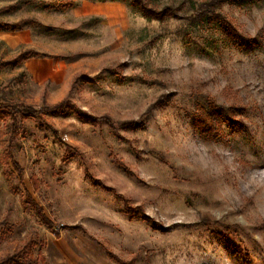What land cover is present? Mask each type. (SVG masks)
Listing matches in <instances>:
<instances>
[{"label": "rangeland", "instance_id": "obj_1", "mask_svg": "<svg viewBox=\"0 0 264 264\" xmlns=\"http://www.w3.org/2000/svg\"><path fill=\"white\" fill-rule=\"evenodd\" d=\"M209 1L139 0L155 17L131 0H0L19 23L0 61L35 53L0 70V102L65 103L18 117L20 176L0 122V260L264 264V0L215 9L236 45L194 19ZM210 103L227 113L211 136Z\"/></svg>", "mask_w": 264, "mask_h": 264}, {"label": "trees", "instance_id": "obj_2", "mask_svg": "<svg viewBox=\"0 0 264 264\" xmlns=\"http://www.w3.org/2000/svg\"><path fill=\"white\" fill-rule=\"evenodd\" d=\"M46 3L47 9H53L56 11H64L67 9H72L76 7L78 0H40ZM95 1H105V0H95ZM134 5H136L139 9V12L143 16H160L164 15L165 13L157 12L152 8H149L146 5H143L139 2V0H131ZM223 3V0H211L206 3H202L198 6L197 9L193 10L194 19L198 22H204L212 25L215 24L218 26L221 34L228 40V42L236 45L237 42L244 44V39L237 34L235 29L232 27L230 22L223 17L221 14L216 13L215 9ZM164 11H170L166 9ZM19 26V23L16 24H6L0 22V31H15ZM35 55L34 52L31 50H25L24 52L20 53L16 58L11 61H0V70L16 65L28 57ZM65 103L58 104L56 106H44L40 112L35 111L33 107L25 106L23 104H15V103H2L0 102V122L9 121V138L7 139V147L4 150V156L11 162L12 168L14 171L20 176L21 169L19 168L17 162L14 161L11 148L14 139L18 135L19 132V118L21 116L25 117L30 114H38L43 111L45 112H54L58 111L62 108ZM208 112L207 114L203 113L200 116V121L198 120L199 125L202 127L204 133L212 135L211 133L215 130L214 125L211 123L213 120L220 115L227 114L225 110L220 108H216L212 105V103L208 104ZM19 117V118H18ZM53 133H55L53 131ZM129 212L138 213L140 217H144L140 209L138 208H127ZM38 212V211H37ZM0 264H32V262L24 261L22 256L19 253H14L11 256H7L6 258L0 260Z\"/></svg>", "mask_w": 264, "mask_h": 264}]
</instances>
